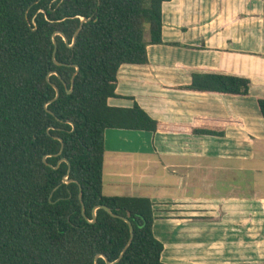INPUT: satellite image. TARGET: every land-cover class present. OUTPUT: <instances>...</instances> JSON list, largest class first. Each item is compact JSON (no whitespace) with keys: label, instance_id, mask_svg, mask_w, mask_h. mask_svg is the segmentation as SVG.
Segmentation results:
<instances>
[{"label":"trees","instance_id":"obj_1","mask_svg":"<svg viewBox=\"0 0 264 264\" xmlns=\"http://www.w3.org/2000/svg\"><path fill=\"white\" fill-rule=\"evenodd\" d=\"M167 1L0 0V264H94L98 254L114 262L130 227L103 208L94 216L100 204L124 217L130 212L134 237L118 262L99 257L98 264H168L154 233L152 200L103 193L105 131L223 136L241 121L198 117L170 124L136 101L110 103L124 98L117 93L122 65L148 64L149 44L180 45L163 40ZM82 18L90 20L72 47L56 35L57 64L53 34L60 30L72 43ZM53 85L60 95L50 102ZM251 85L249 77L199 67L182 89L241 97L250 95ZM257 104L264 117V97ZM69 164L70 181L64 182Z\"/></svg>","mask_w":264,"mask_h":264},{"label":"crops","instance_id":"obj_2","mask_svg":"<svg viewBox=\"0 0 264 264\" xmlns=\"http://www.w3.org/2000/svg\"><path fill=\"white\" fill-rule=\"evenodd\" d=\"M149 63L122 65L112 105L164 123L239 119L223 136L109 128L103 193L149 197L168 264H264V0H171ZM195 47L194 49L191 48ZM249 77V96L187 91L195 68ZM126 97H133L129 99ZM255 177V178H254ZM260 188V189H259Z\"/></svg>","mask_w":264,"mask_h":264},{"label":"water","instance_id":"obj_3","mask_svg":"<svg viewBox=\"0 0 264 264\" xmlns=\"http://www.w3.org/2000/svg\"><path fill=\"white\" fill-rule=\"evenodd\" d=\"M88 20H90V18H82V21H81L80 26L78 27V29H77L76 32L74 33L72 43H68V39H67L66 35L64 34V32H62V31H60V30L56 31V32L53 34V44H54L53 57H54V60H55V62H56L57 64H61V63L58 62V61L55 59V53H56V49H57V42H56V39H55L56 35H57V34H58V35H61V36L63 37L64 41L67 43V45H68L69 47H72V46L75 44L76 39H77V36H78L80 30H81L82 27H83V23L86 22V21H88ZM76 69H77V70L79 69V66H78V65H76ZM55 74H57V73L55 72ZM75 74H76V73H75ZM75 74H74V75H75ZM53 86H54L55 89H56V96H55V98L52 99L50 102L56 100V99L59 97V95H60L59 88H58L57 86H55V85H53ZM73 89H74V81L72 80L71 88H66V91H67L68 93H71V92L73 91ZM60 141L62 142V147H61V150L59 151L58 154H61V152H62V150H63V146H64L62 139H60ZM62 160L67 161V159H65V158L62 159ZM44 161H46V157H44ZM68 163H69V162H68ZM70 171H71V165L69 164L68 173H67V175L63 178V181H64V182H69V181H70V180L68 179V175H69ZM80 197H82V189H81V188H80ZM82 208H83V210H84V204H83V203H82ZM99 208H103V209H105L107 212H109V213H110L111 215H113V216L120 217V218L124 219V220L129 224V227H130V238H129V240H128L126 246H125V248H124L123 251L121 252V254H120V256H119L118 259H116L114 262H111V261H109V259H108L105 255H103V254H98V255L96 256V258H95V262H94V264H98V258H99V257H102V258H104V259L106 260L107 263H115V262H118V261L123 257L125 251H126L127 248L130 246V244H131V242H132V240H133V237H134V227H133L131 221H130L129 218H128V217L130 216V212H128V217H124V216L117 215V214L113 213V211L111 210L110 207H108V206H106V205H103V204H100V205H97V206L94 207V210H93V211H94V216H96V211H97V209H99ZM94 221H95V218H94L93 220H91V222H94Z\"/></svg>","mask_w":264,"mask_h":264},{"label":"rangeland","instance_id":"obj_4","mask_svg":"<svg viewBox=\"0 0 264 264\" xmlns=\"http://www.w3.org/2000/svg\"><path fill=\"white\" fill-rule=\"evenodd\" d=\"M146 38H148V33H147V35H146ZM258 163H260V165L264 168V161L263 160H261V161H257ZM255 178V177H254ZM260 189V188H259ZM261 190H264V186L262 187V189Z\"/></svg>","mask_w":264,"mask_h":264}]
</instances>
